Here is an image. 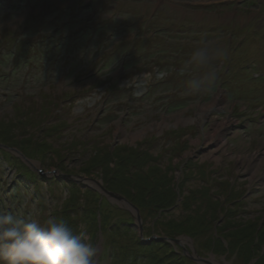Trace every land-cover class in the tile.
Listing matches in <instances>:
<instances>
[{
  "label": "rangeland",
  "instance_id": "obj_1",
  "mask_svg": "<svg viewBox=\"0 0 264 264\" xmlns=\"http://www.w3.org/2000/svg\"><path fill=\"white\" fill-rule=\"evenodd\" d=\"M202 46L210 64L186 69ZM210 73L192 94L189 80ZM135 149L153 159L126 158ZM78 176L141 204L143 237L131 210ZM144 179L162 199L175 187L176 205L134 198L128 185ZM0 211L65 221L93 264H214L192 245L216 264H256L264 233L246 237L264 232V0H0Z\"/></svg>",
  "mask_w": 264,
  "mask_h": 264
},
{
  "label": "clouds",
  "instance_id": "obj_2",
  "mask_svg": "<svg viewBox=\"0 0 264 264\" xmlns=\"http://www.w3.org/2000/svg\"><path fill=\"white\" fill-rule=\"evenodd\" d=\"M211 59L210 49L199 47L187 59L185 68H204ZM212 78L214 73L191 78L189 91L198 94ZM95 254L83 233H74L63 220L50 219L41 224L0 211V264H93Z\"/></svg>",
  "mask_w": 264,
  "mask_h": 264
},
{
  "label": "trees",
  "instance_id": "obj_3",
  "mask_svg": "<svg viewBox=\"0 0 264 264\" xmlns=\"http://www.w3.org/2000/svg\"><path fill=\"white\" fill-rule=\"evenodd\" d=\"M25 44L26 45H29L27 43H25ZM14 57L17 58V56H14ZM15 141L17 142V140H15ZM19 142L20 141H18V143ZM27 145H28V143H23L21 145L23 147V153L24 154H26L25 148L27 147ZM124 150L126 151L127 149H124ZM127 152L129 154L127 155L126 158L131 159L132 157H134L137 162H139V161H146L147 160L146 163H148L149 161H151L153 159V156L151 154H148L144 150H137V149H135V150L127 151ZM5 153H8V152H5ZM114 161H115L114 157L110 158V160L108 162V165L109 164L111 165V163H113ZM137 164L138 163H135L134 164L136 167H135V170L131 173V176L134 175L135 176V179H136L137 174H133V173L134 172L137 173V171L140 170V168L138 167ZM106 167L107 166H105L104 169ZM145 168H146V166L144 167V169ZM131 170H133V169H131ZM110 175H111V173H105V176H106V179H107V183H108V179H109V176ZM146 181H147V179H144L143 182L142 181H140V182L134 181L131 184H129L128 186L130 188L131 194H133V196H134L133 191H137L142 196L150 195V197H152V199H151L152 203L155 204V207H157V209H159L160 211H166V210L172 209V207H174L176 205V202H177V199H178V192H176L175 187L174 188H170V185L166 183L165 186L166 187L169 186V187H167V191H165V193H164L166 197L162 199L161 198L162 197V193L159 191V189L157 187V180L155 181L156 183H154V182L146 183ZM109 186H114V184L108 183V188H109ZM159 196H161V197H159ZM134 198H135V196H134ZM134 203L136 205H138V208L140 207L139 205H141L139 203H136L135 201H134ZM263 233L264 232L258 233L256 235L251 236V237L250 236L249 237H246V238H248L246 240L247 241V244L248 243L249 244H254L256 238L261 239V243H263L262 236H261V234H263ZM190 235L193 236V233L190 234ZM261 246H262V244L259 243L257 245L255 244V246L253 248H250V247L249 248H246L245 251H248V252H247L246 255H244V260L247 261V262H250L252 260L253 256L257 253V249L260 250V247ZM173 261L174 260H171V262H169V263H172ZM152 262H153V258H151V257L147 258L146 264H152ZM175 262H177L178 264H187V263L184 262V260L182 259V257H177V256H176ZM158 264H160V263H158ZM256 264H264V256H262L257 261Z\"/></svg>",
  "mask_w": 264,
  "mask_h": 264
},
{
  "label": "water",
  "instance_id": "obj_4",
  "mask_svg": "<svg viewBox=\"0 0 264 264\" xmlns=\"http://www.w3.org/2000/svg\"><path fill=\"white\" fill-rule=\"evenodd\" d=\"M70 176V175H68ZM72 177V176H70ZM78 178L82 180H89L91 181L92 183H95L94 187H92L93 189H96L98 190L101 194L105 195L109 200H112V201H119L120 205L128 208L129 210H131L137 217V220L139 222V228H140V233H141V236L143 237V233H142V220H141V216H140V210L137 206H135L132 202H130L126 197L116 193V192H112L110 190H108V188L106 186H104L100 181L94 179V178H84L82 176H78ZM161 239V240H164V241H168V242H173L174 244H178V245H182V241L184 239H187V240H190L193 242V239L189 236H182L180 238H170V237H158V236H152L150 239ZM149 240V239H148ZM192 252L188 251L187 249H185L186 251V254H188L193 260L197 261V262H201V263H207V262H210V263H214L216 264L217 262L215 261L214 257H212L211 259H207V258H203L201 257L196 249L194 248V246L192 245L191 249H190ZM227 264V263H225ZM250 264H253V262H251Z\"/></svg>",
  "mask_w": 264,
  "mask_h": 264
}]
</instances>
